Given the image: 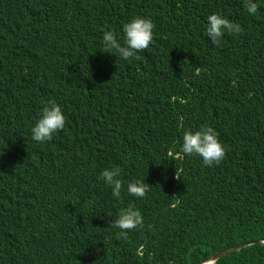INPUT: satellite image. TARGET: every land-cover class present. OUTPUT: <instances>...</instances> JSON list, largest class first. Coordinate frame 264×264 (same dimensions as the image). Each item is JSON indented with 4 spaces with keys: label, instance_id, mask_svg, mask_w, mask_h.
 I'll list each match as a JSON object with an SVG mask.
<instances>
[{
    "label": "trees",
    "instance_id": "trees-1",
    "mask_svg": "<svg viewBox=\"0 0 264 264\" xmlns=\"http://www.w3.org/2000/svg\"><path fill=\"white\" fill-rule=\"evenodd\" d=\"M214 12L241 33L212 45ZM137 16L155 25L150 46L104 52ZM49 99L66 125L40 144L30 128ZM204 125L225 147L212 167L180 153ZM107 167L144 180L145 198L112 197ZM129 204L144 226L118 238ZM263 242L264 0L255 15L243 0H0V264H203L248 243L216 264H264Z\"/></svg>",
    "mask_w": 264,
    "mask_h": 264
},
{
    "label": "clouds",
    "instance_id": "clouds-1",
    "mask_svg": "<svg viewBox=\"0 0 264 264\" xmlns=\"http://www.w3.org/2000/svg\"><path fill=\"white\" fill-rule=\"evenodd\" d=\"M243 6L249 15H255L258 11V0H243ZM155 25L150 18L137 16L123 24L121 35L118 39L113 33L105 32L102 37V48L104 52L112 53L122 60L132 58L141 50L147 49L153 42ZM240 24L230 21L219 13H212L207 16L205 33L212 45H217L225 34H240ZM246 45H252L253 41L245 40ZM236 47L244 52L241 45ZM246 51V50H245ZM244 57H247L245 59ZM243 61L247 65V73L254 71L250 53L243 54ZM253 74V72H252ZM251 74V75H252ZM66 125V116L58 103L49 99L38 112L35 122L30 128L31 139L43 144L52 140L53 135L63 130ZM182 143L180 153L186 156H196L207 167L219 165L225 156V147L219 140L215 130L207 125L201 126L197 131L185 130L181 137ZM99 179L111 190L112 197L120 199L122 189H125L129 196L143 199L146 196L149 185L144 180L133 179L125 183L120 178L118 167H107L99 173ZM111 226L118 229V238L127 239L129 233L144 226V217L141 210L133 204L119 210L117 218L112 221ZM142 247V246H141ZM136 255H140L139 249ZM206 263V262H205ZM204 264V263H203Z\"/></svg>",
    "mask_w": 264,
    "mask_h": 264
},
{
    "label": "water",
    "instance_id": "water-1",
    "mask_svg": "<svg viewBox=\"0 0 264 264\" xmlns=\"http://www.w3.org/2000/svg\"><path fill=\"white\" fill-rule=\"evenodd\" d=\"M253 243H248V244H243V245H239V246H236L234 248H230L228 250H225V251H221V252H218L216 253L209 261L210 264H216V262L223 256L229 254V253H233V252H236L244 247H247L249 245H251ZM205 264V263H204Z\"/></svg>",
    "mask_w": 264,
    "mask_h": 264
},
{
    "label": "rangeland",
    "instance_id": "rangeland-1",
    "mask_svg": "<svg viewBox=\"0 0 264 264\" xmlns=\"http://www.w3.org/2000/svg\"><path fill=\"white\" fill-rule=\"evenodd\" d=\"M220 68V66H217L215 70H218ZM235 70H237V67L235 66ZM264 245V242H263Z\"/></svg>",
    "mask_w": 264,
    "mask_h": 264
},
{
    "label": "bare ground",
    "instance_id": "bare-ground-1",
    "mask_svg": "<svg viewBox=\"0 0 264 264\" xmlns=\"http://www.w3.org/2000/svg\"><path fill=\"white\" fill-rule=\"evenodd\" d=\"M205 264H210L209 262H206Z\"/></svg>",
    "mask_w": 264,
    "mask_h": 264
}]
</instances>
